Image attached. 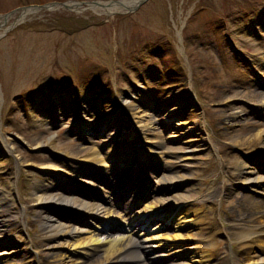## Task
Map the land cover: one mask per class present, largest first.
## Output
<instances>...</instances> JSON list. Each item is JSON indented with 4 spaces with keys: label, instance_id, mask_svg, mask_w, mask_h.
<instances>
[{
    "label": "rangeland",
    "instance_id": "rangeland-1",
    "mask_svg": "<svg viewBox=\"0 0 264 264\" xmlns=\"http://www.w3.org/2000/svg\"><path fill=\"white\" fill-rule=\"evenodd\" d=\"M51 1L62 0H0V14L23 4H41ZM261 1L264 2V0ZM255 5L253 0H145L137 9L113 17L94 14L90 11L81 13L61 8L39 9L26 17L27 21L19 27L20 30L7 35L4 40L2 39L5 35L0 37V41L2 40L0 42L1 75L11 77L13 86L10 96H14L11 100L17 99L18 102H15V110L2 115L5 117V120H2L5 124L2 125L8 132L5 133L6 137L11 138L14 148H19L16 151L21 160V174L18 181L26 186L31 205L37 202L31 193L33 182H43L45 177L43 174L40 175L35 167L48 159L52 160L50 155H54L56 159L61 158L62 155L81 158L89 156L94 146L103 148L105 145L103 149L108 151L117 143L115 136L111 135H116L119 128V123H116L114 119L118 111L109 101L98 103L99 107L92 109L90 114L84 113V121H89L85 127L93 125L94 116L104 115L102 120L96 121L100 128L105 129L104 136L102 138L95 136L94 139L97 137L98 143L94 144L90 137L86 139L90 141L84 139L78 141L74 133L66 132L70 120L63 118L57 122L52 121L48 115L36 113L33 106L31 111L27 112L29 116L23 114L20 110L23 94L20 92L30 88L31 91L37 92H32L35 96L33 100L43 102L41 96H36L41 94L39 90H50L59 83L68 86L69 82L62 73H69L78 86V94L87 98L93 95L91 88L93 83L107 78L108 83L101 87L106 94L99 95L103 97L108 95L113 99L115 95L118 98L119 96L120 98L128 97L123 91L130 93L134 90L127 79L132 75L136 78L134 83L138 85L143 83L145 91L152 97L161 96L170 82L179 81L178 87H186L188 76L194 81L192 93L196 95V99L186 108V112H182V115L175 112L174 117L165 124L161 121L162 125L157 123L152 129L142 128V130L149 139H154V134L163 139L162 144L173 149L177 158H182L179 163L184 167L187 166L186 169L194 168V172L197 169L203 170V163H200L202 161L199 157H204L206 150L193 151L189 155L190 158H183L187 151V142L201 139L203 136L202 129H198L201 128L198 122L202 118L200 112L203 109L208 121L206 130L212 135L220 156L217 157L218 163L214 165V177L216 180H221L226 174L224 170L229 172L240 157L234 146H238L246 153L258 144L257 138H253L256 129L251 127L256 124L257 118L254 117L250 108L244 107L240 101L258 105L264 97L259 92L253 91L254 87L250 81L243 82L245 79L242 74L240 76L236 74L241 67L235 61L228 60L227 64L221 65L222 67L215 61L216 54L212 51L217 53L218 51L209 41V37L214 35L218 38L227 30L220 26V20L223 22L222 17H225L229 25L228 31L237 45L247 52H253L254 60L260 62L259 58H264V40L258 41L255 35H251L249 28H246V26L249 27L248 18L253 20L255 15L262 17L263 13L257 12ZM212 18H216V24L213 27L210 25ZM12 21L13 19H10L9 24ZM113 22L118 24L116 42L112 39ZM166 35L169 40H164ZM173 62H175L176 70L171 69L180 74L167 76ZM138 66L143 69L140 73L136 69ZM70 91L74 92L71 86L68 87L65 95L70 96ZM175 94H177L174 99L175 104L177 103L176 107H179L178 105L181 107L180 98L183 93ZM130 102L135 103L134 100ZM159 103V99L145 100L140 103L141 111L138 115L142 117L139 119L144 123L154 124L155 116L165 117V113H161L162 108L158 107ZM192 103L195 104L192 105ZM34 106H37V103ZM123 108L126 113L131 112L126 106ZM60 109L62 110L63 107L61 106ZM136 120L138 119L135 118L134 121ZM160 134L164 135V138ZM176 135H180L182 139L176 140ZM20 140L26 147L22 142L19 143ZM124 144L127 145V142L125 141ZM2 160L0 157V181L11 179L14 182L16 169L12 164L13 159L10 156V161ZM64 163L66 164V161ZM7 167H9L8 171ZM66 167L69 168L68 165ZM62 171L74 175L72 169L69 172ZM166 171L168 170H163V173ZM185 171L180 167L179 170L168 174H172L174 178L178 175L187 178L193 176V174L188 175L190 177L184 175ZM198 185L201 187L202 183ZM59 193L58 189L52 191V195ZM171 194L174 193L157 195L163 199ZM194 195L197 194L194 192L190 194V196ZM217 197H219L218 193ZM231 198L232 193L228 195V198L221 199V202L230 209L233 208L230 205ZM39 209L41 215H44L45 210L31 206L33 213ZM68 215L72 216L71 213ZM63 216L61 215L63 220H59L68 222ZM40 218L42 220L41 216ZM40 218L36 219L40 221ZM47 232L41 228L36 236L45 240ZM102 236L104 235L100 237ZM67 241V237H58L57 243L61 244V247L53 252L64 251L67 248ZM94 258L84 260L89 263Z\"/></svg>",
    "mask_w": 264,
    "mask_h": 264
},
{
    "label": "bare ground",
    "instance_id": "bare-ground-1",
    "mask_svg": "<svg viewBox=\"0 0 264 264\" xmlns=\"http://www.w3.org/2000/svg\"><path fill=\"white\" fill-rule=\"evenodd\" d=\"M138 1L140 0H115V1L102 0L92 5V7L100 11L101 13H108L109 15H113L120 11L129 9L130 7L134 6ZM68 5L70 7L72 6L73 8L78 7L76 3H72V2H69ZM32 10L33 9L31 8H26L21 10L19 13V18L23 19L24 17H26V15L32 12ZM6 21H7V17L4 19H0V34L2 27L5 26L6 24ZM138 107L139 106H136L135 104H130V110L133 116L138 119L137 122H139V124L143 128L144 126L150 127V125L145 124L142 120L139 119L140 117H142V115H138L139 113ZM254 137H257L259 141H262L263 143L262 146H264V128L257 129V131L254 133L253 138ZM178 138L179 137L176 136V139ZM187 145H188V149L185 153L184 158H188L187 155H190L191 152L194 150V147L198 146V145H194V142L188 143ZM7 147L5 145L0 146V153H5V151H7ZM83 160L86 163L98 162L99 163L98 167L100 168L101 171H103L102 168L105 166V164H102L104 158L99 154V152L96 149H93L92 153L89 156L85 158L83 157ZM40 167L42 170H44L43 171L44 173L49 174L51 177L54 176L58 178V180H60L61 183H67L66 180L62 177V174L59 173V170L57 168L52 167L50 165H45ZM233 173H234V180L238 181L241 187L245 189L256 186L259 183L258 181L260 178L255 175V169L254 166H252V160L248 161L247 159H240ZM51 177H49V179L45 183L34 184L33 194L36 195V198L38 200L43 199L45 204H48L50 206L56 205L60 207V213L66 212V209L74 210L78 213H81L79 215V218L88 219V218L98 217V213L100 214L101 212L100 210L104 208L102 211L104 215H106L104 217L106 219L105 221L109 220L110 218H116V217L121 218L120 215H117L118 213H115V216H112L111 212L108 211L109 208L103 205V203L98 204V203L90 202L91 200H94L93 198L94 193H91L87 190H85V194L87 195H85L84 197L86 200L83 199L81 200L74 196L72 197L71 194L73 193L71 192H74V190L72 191L73 188L70 186L61 189L62 191L61 195L52 196L51 192L52 189H54V187H50V186H52V183H54V179H52ZM81 179L86 180L84 178ZM177 179L179 178H175V180ZM166 181L169 180L167 179ZM55 184L56 183H54V185ZM99 184H101V182ZM83 186L84 185H82V187ZM105 193L107 194V192ZM100 194L103 195L104 192H100ZM247 199L251 205L246 206L245 209L250 210L252 214H250L248 218L244 220L246 216L243 215L242 212L235 213L234 218L240 219L239 223H236L235 225L237 227L238 224V230H237L238 236L236 235V237L241 238L243 240H249V239L253 240L254 243L253 245L249 246V244L246 245L243 243L242 247L246 249L244 250V255L246 256L245 259L246 264H250V263L257 264L259 262H264V202L253 200L251 198H247ZM5 201H6V195L1 196V192H0V214H3L8 210V204H7L8 202ZM149 207L153 208V206H149ZM198 208L200 209V207ZM45 213H48V210L47 212L45 211ZM60 213H55V214L48 213L42 219L44 229L48 231L49 239L52 240L53 242L51 245H59V243H57L56 238L58 236H64L67 237L68 239L67 246L72 247L73 249L76 250V252L80 254L82 253L84 255L92 256L95 251L101 250L102 259L98 263H94L93 261L85 264H104L107 261L111 262L118 258H123V259L141 258V254L139 252L128 253V249H131L133 244H131V242L129 241H126L124 238L106 237V239L104 240L100 239L98 233L95 231L100 227L99 223L96 224L97 226H93L94 229H91L90 228L91 226H88L87 228H79L75 225L72 226L71 224L66 223V221L65 222L59 221ZM196 214H198V212H195L194 214V210L187 211V213L185 214L179 213L180 216L179 218L185 217V219L183 221H178L173 226V230L170 233V235L165 234L167 236L165 239H168V241H166L164 245H166V247L170 245L169 248L172 249V251L176 252L177 255L184 254L185 251H187L188 249L195 247V244L191 240L192 237L195 236V234L198 232V225L202 223L201 219L197 218L198 216L196 217ZM243 221L246 223H244ZM240 222L242 223V225H240ZM256 228L259 230L256 231ZM184 239H186V241ZM179 241L180 243H178ZM159 245L161 246L162 243H159ZM172 245H174V247H176L178 251H176V249H174ZM202 247L206 249V246H202ZM202 247L200 248V252H198L199 255L202 252L200 257H194L192 261L188 260L189 262H187L186 264H193L194 261H199L198 264H207L206 260H208L209 258V253L204 249H202ZM255 247L258 248L260 252H258V250H255L254 249ZM72 252L76 253L74 251ZM142 253L144 254V252ZM58 256L60 257V262H59L60 264H79L80 256L75 257V259H71L70 256L68 255L66 256L63 253H58ZM185 256L188 258L187 255ZM235 256L236 255L233 254L232 257H229L230 263L239 264L238 260H234L236 259L234 258ZM168 264H178V263L170 262Z\"/></svg>",
    "mask_w": 264,
    "mask_h": 264
}]
</instances>
